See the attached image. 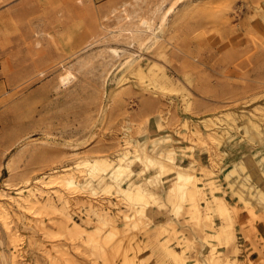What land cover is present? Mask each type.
I'll list each match as a JSON object with an SVG mask.
<instances>
[{"label": "rangeland", "instance_id": "rangeland-1", "mask_svg": "<svg viewBox=\"0 0 264 264\" xmlns=\"http://www.w3.org/2000/svg\"><path fill=\"white\" fill-rule=\"evenodd\" d=\"M144 149L136 199L80 163ZM211 263L264 264V0H0V264Z\"/></svg>", "mask_w": 264, "mask_h": 264}, {"label": "bare ground", "instance_id": "bare-ground-1", "mask_svg": "<svg viewBox=\"0 0 264 264\" xmlns=\"http://www.w3.org/2000/svg\"><path fill=\"white\" fill-rule=\"evenodd\" d=\"M170 9H172V5L169 6L168 9L165 11L164 15L161 16L160 23L156 27L157 29L163 28L164 22H165V15L167 11ZM152 20L142 19L141 23L144 24V26H146L145 28L151 30L152 32L151 34L157 35L158 32L156 33L157 30L154 29ZM72 76H73V73L70 70H67L63 76V80H70ZM141 154L138 151L136 153V158H133L129 156V151H124V152L118 153L116 157L114 158L97 157L95 159H83L80 161V163L85 165L86 167L88 182H97V184L99 186H102L104 190H109L113 185L118 184L121 190L127 196H129L131 199H136V197L142 196V193H141L142 191H141V187L137 184V182L134 180V177H133V174L136 172L134 165L137 162H141V164L148 165L149 163L156 161V158L154 157V155L146 149H144ZM173 162H172V165L173 167H175ZM185 174H186V177L184 178L183 176ZM177 176H178V179L180 180V184L184 187V191H186L184 192L185 196H188L192 200L191 207L189 209L192 218L197 219V221H200L204 216L207 217L210 215L209 210L202 208L200 206V203H198V201L195 202V199H196L195 196L200 194V192L202 191L204 192L205 190L204 186H207L210 189L212 196L218 199V201L220 202V207L224 209L225 211H227L225 200L222 196H219L216 194L213 181L206 182L204 183V186H200L199 181H198L199 176L194 168H186L185 170L178 168ZM76 177L77 176H75L74 174H66L63 176V182L66 185L76 186L77 181H78ZM124 179H127V183H128L127 187H124L122 185V181ZM43 182L45 184V181ZM244 184L245 185L249 184L248 178L244 179ZM17 192L20 194V197L16 196L15 198L13 196L11 197V200L14 202H17L21 207H25L26 206L25 202H27L29 198L22 196V192H23L22 189H18ZM31 194L34 195V199L36 201H39L38 200L39 197L34 191ZM162 245H165L166 249H169L171 251V247L169 246L168 243L163 242ZM211 264H214V263H211Z\"/></svg>", "mask_w": 264, "mask_h": 264}]
</instances>
